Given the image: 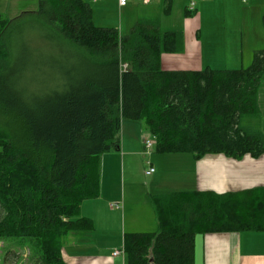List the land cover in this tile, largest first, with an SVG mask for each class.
<instances>
[{"label": "trees", "instance_id": "trees-1", "mask_svg": "<svg viewBox=\"0 0 264 264\" xmlns=\"http://www.w3.org/2000/svg\"><path fill=\"white\" fill-rule=\"evenodd\" d=\"M17 23L46 29L50 56L38 63L41 78L11 73ZM182 41L157 19L128 34L98 26L86 0H39L34 11L0 19V238L27 241L34 264H68L63 237L89 223L81 203L99 195L101 157L121 150L125 118L143 121L160 152L264 151V136L242 123L257 110L264 51L247 69L162 68V53ZM58 46L67 50L63 69ZM230 202L200 191L154 196L159 230L125 234L127 263L193 264L197 233L262 227V208L251 203L255 210L236 214Z\"/></svg>", "mask_w": 264, "mask_h": 264}, {"label": "crops", "instance_id": "crops-1", "mask_svg": "<svg viewBox=\"0 0 264 264\" xmlns=\"http://www.w3.org/2000/svg\"><path fill=\"white\" fill-rule=\"evenodd\" d=\"M9 1L16 2L14 17L30 11L19 0ZM86 1L96 25L116 27L122 34L141 21L154 19L162 31L181 32V49L161 55L164 69H247L264 51V0H130L125 6L118 0ZM193 1L194 11L187 14ZM256 103V112L244 116L242 123L264 136V76ZM122 124L121 150L101 157L99 195L81 203L80 216L89 223L63 237L62 252L68 264H128L125 234L159 230L156 195L208 192L226 196L236 214L239 209L255 210L251 203L264 210V151L259 156L235 157L224 152L197 155L155 149L151 161H144V139L152 133L141 120H123ZM149 163L155 167L151 174L146 173ZM137 165L147 178L145 183L136 180ZM260 220L262 227L257 230L197 233L193 264H264V215ZM116 250L121 253L115 254Z\"/></svg>", "mask_w": 264, "mask_h": 264}, {"label": "rangeland", "instance_id": "rangeland-1", "mask_svg": "<svg viewBox=\"0 0 264 264\" xmlns=\"http://www.w3.org/2000/svg\"><path fill=\"white\" fill-rule=\"evenodd\" d=\"M22 3L26 6L27 10H36L39 7V0H19L18 4ZM16 2H10L9 0H0V19L13 18L15 15ZM20 14V13H19ZM113 16V13H111ZM18 16V15H16ZM114 17V16H113ZM24 19L31 22V17L26 16ZM128 30V29H127ZM125 30L124 32H128ZM15 33V34H14ZM13 39H12V57H11V73L17 75L20 78L28 79L29 75H35L38 78L42 76V70L38 66V63L41 59H45L46 56H50V46L46 43V29L43 26L38 24L30 23V26H26L24 29L17 23L12 28ZM67 50L62 49L58 46L57 52L55 53V59L57 65L63 69V59L64 55L66 56ZM73 57L69 56V68L72 67ZM37 63V65H36ZM63 72L62 70H60ZM21 72V73H20ZM20 73V75H19ZM24 75V76H23ZM124 121H134L132 119L125 118ZM123 123V122H122ZM124 124L121 127V135L123 137ZM152 137V134L147 136ZM156 148L154 146V151ZM146 151L143 159L144 161H151V155ZM147 163V162H146ZM136 180L138 184L145 183L147 178L143 174L141 176L140 166L137 165L136 168ZM122 204V203H121ZM8 250H13L16 254H10L7 256V261L4 260V256ZM34 254L33 247L27 242L22 241L19 238H0V264H34L32 256ZM18 255V257H16Z\"/></svg>", "mask_w": 264, "mask_h": 264}, {"label": "built area", "instance_id": "built-area-1", "mask_svg": "<svg viewBox=\"0 0 264 264\" xmlns=\"http://www.w3.org/2000/svg\"><path fill=\"white\" fill-rule=\"evenodd\" d=\"M129 1L130 0H118L120 6L127 5ZM139 1L148 3V2H150L152 0H139ZM194 8H195V2L193 1L192 4L190 5V8L189 9L192 10ZM125 66H127V65L125 64ZM156 144H157V138H156V136L152 135V137H150V136L145 137V139H144V145H145V148H146V151L148 152V154L151 153V151L153 150V147ZM149 164H150V167L146 170V173L147 174H151V173L155 172V167L152 166L151 163H149ZM119 253H121V250H116L115 251V254H119Z\"/></svg>", "mask_w": 264, "mask_h": 264}]
</instances>
